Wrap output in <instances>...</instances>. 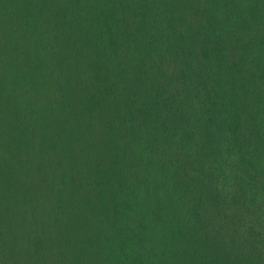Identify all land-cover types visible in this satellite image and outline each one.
Masks as SVG:
<instances>
[{"label": "trees", "instance_id": "1", "mask_svg": "<svg viewBox=\"0 0 264 264\" xmlns=\"http://www.w3.org/2000/svg\"><path fill=\"white\" fill-rule=\"evenodd\" d=\"M0 264H264V0H0Z\"/></svg>", "mask_w": 264, "mask_h": 264}]
</instances>
